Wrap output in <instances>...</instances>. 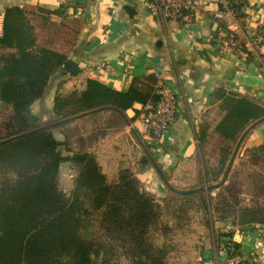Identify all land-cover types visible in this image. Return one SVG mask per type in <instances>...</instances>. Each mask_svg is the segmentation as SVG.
Segmentation results:
<instances>
[{
  "label": "trees",
  "instance_id": "trees-1",
  "mask_svg": "<svg viewBox=\"0 0 264 264\" xmlns=\"http://www.w3.org/2000/svg\"><path fill=\"white\" fill-rule=\"evenodd\" d=\"M226 1L237 19L245 16L246 0ZM66 9H39L40 16H31L17 6L4 12L0 102L11 106L13 114L4 125L5 134L0 135V264H121L115 259L121 250L126 264H169L171 227L163 222L162 205L143 188L135 172L122 169L117 179L110 181L94 154L77 151L65 155L67 142L59 141L52 128L39 130L42 126L32 106L56 75H75L67 63L77 68L65 53L50 48L61 28L51 16L67 22L71 19L65 15ZM73 21L67 23H82ZM156 85V76L133 78L127 91H119L87 79L78 84L82 101L75 103L76 109L66 111L58 98L54 112L67 119L104 107L126 112L142 104L149 113L159 101ZM214 99L223 116L213 130L202 124L200 149L212 134L226 146L221 149L217 172L212 177L205 173L208 188L181 194L183 206L178 210L185 213L184 209L200 206L208 227L213 224L212 213L217 215L216 221L242 230L264 227V204L260 202L264 187L253 194L251 203L241 198L244 192L232 179L218 188L216 196L209 187L225 175L232 145L252 122L264 117V104L222 88L214 93ZM251 151L252 164H264V145ZM65 162L78 170L71 197L60 188V169ZM144 164L148 162L144 160ZM226 236L233 239L234 232ZM234 243L238 251L240 244Z\"/></svg>",
  "mask_w": 264,
  "mask_h": 264
},
{
  "label": "crops",
  "instance_id": "crops-1",
  "mask_svg": "<svg viewBox=\"0 0 264 264\" xmlns=\"http://www.w3.org/2000/svg\"><path fill=\"white\" fill-rule=\"evenodd\" d=\"M148 1L85 0L81 5L71 0H0V35L4 12L9 7L17 6L31 16H40L39 9L56 11L66 6L65 15L80 20L83 26L71 45H61L56 39L50 48L65 53L79 73L56 75L44 96L32 106L33 113L42 127L52 128L54 133L53 127H57L59 135H55L70 145V155L77 151L94 154L111 180L118 177L120 170L131 169L146 191L158 193L165 200L170 192H179L171 183L180 172L184 175L181 169L200 154L198 135L202 124H209L213 130L223 116L214 99L218 89L264 104V65L245 49L251 34L264 26V0H246L242 19L230 15L217 18L218 0H201L202 6L192 24L159 21L147 9ZM51 17L55 23L62 21L59 16ZM230 34L241 49L237 53L224 48L223 39ZM105 62L112 67L113 74L102 72ZM128 63L130 75L124 72ZM156 71H161V83L172 87L178 98L176 121L161 142L156 143L144 126L142 117L147 108L142 104H135L126 112L104 107L67 119L55 115V93L61 80L68 81V88L76 78L98 80L127 91L133 78L155 76ZM212 136L218 138L216 134ZM262 145L264 117L252 122L240 135L235 151L243 155L245 150ZM192 223L194 227L177 236L178 245L169 264H224L235 253L244 264L264 263V227L242 230L219 221L208 227L200 217ZM229 232H234L233 239L226 236ZM234 242L240 244L238 251Z\"/></svg>",
  "mask_w": 264,
  "mask_h": 264
},
{
  "label": "rangeland",
  "instance_id": "rangeland-1",
  "mask_svg": "<svg viewBox=\"0 0 264 264\" xmlns=\"http://www.w3.org/2000/svg\"><path fill=\"white\" fill-rule=\"evenodd\" d=\"M73 20L78 21L77 19ZM69 21L71 20H67V22ZM67 22L66 20H64L58 23L61 28L57 29L56 31V39H58L60 43H62L61 45H71L73 43V40H75V38L77 37L78 32L82 28H78L80 25H82V23L69 24ZM70 79H73L72 76ZM81 81L84 80L74 78L72 80V86L70 88H68V81L65 80H61L57 84V91L55 93L56 99L60 98V100H62L63 105H66V111L75 110V103H79L82 101V93H79L80 88H78V84ZM61 87L63 90H59ZM58 91H61L62 93L58 95ZM12 114L13 108L11 106H6L2 102H0V135L3 136L5 134L4 125L10 119V116ZM56 117L59 116L56 115ZM60 118L62 119V116H60ZM53 128L55 129L56 135H59L57 127ZM225 146L226 145L219 138L211 136L207 140L206 144L200 149V154L197 156L195 161H193L188 167H183L181 169L182 173H185V176L180 175V172L178 174V177L175 178V181L171 183L176 188V190L179 191L178 193L170 192V194H167V198L163 200L161 197H159L158 193L152 192L153 195L155 194L154 196L162 205L163 222L170 225L171 227V232L168 236L169 243L172 248V252L170 253V255L173 253L175 246L178 245L177 242L179 241V238H177V236L183 234V230H187L188 227H194V223H192V221H194L196 217H200L204 221L206 217L205 212L198 205L189 208V210L184 209V211H186L185 213L178 210L183 206V201L179 198V196L183 194V191H187L186 193H188L199 191L202 187H206V189L208 188V185H204L205 173L206 171H208L212 177L214 173L217 172L218 162L220 160V156L222 155L221 149ZM235 146L236 143L232 145V154L230 156L225 175H222L220 177L219 182L209 183V187L212 191L213 196H216L218 193V188L226 185L228 181L232 179L233 181H236L240 191L244 192V194L241 195V198L244 199L246 203H251V201L254 200L253 194L257 193L258 190H261V188L264 187V164L262 163L261 165H253L251 157L252 149L245 150L242 155L240 151H235L237 149L235 148ZM67 147L70 150L69 144L67 145ZM68 148H63V152L65 155H70L67 150ZM77 175L78 170L76 168H73L69 163H65L63 165L60 173V188L66 193L68 197L72 196ZM109 180L114 181L111 179ZM260 202L264 204V191L260 198ZM175 212H177L178 215L180 214V217L176 218L177 215L175 214ZM212 217L213 225L215 226V223L217 222V215L215 213H212ZM160 243H162V241H160ZM122 254V250L119 251V253L115 256V259L121 264H126L127 261L122 257Z\"/></svg>",
  "mask_w": 264,
  "mask_h": 264
},
{
  "label": "built area",
  "instance_id": "built-area-1",
  "mask_svg": "<svg viewBox=\"0 0 264 264\" xmlns=\"http://www.w3.org/2000/svg\"><path fill=\"white\" fill-rule=\"evenodd\" d=\"M215 5L218 7L217 18L221 19L228 15L232 17L236 16L234 10L231 9L226 0H218ZM201 6V0H150L146 2V7L151 15L159 21H181L185 24H192L195 21L197 11ZM223 40L225 42L224 48L234 53L241 50L234 35L230 34ZM245 49L258 57L264 65V26L259 27L251 34L245 43ZM101 70L106 75L114 73L112 67L106 62L102 63ZM124 72L127 75L131 74V63H128L124 67ZM154 73L159 81L156 85L159 101L153 111L143 114L142 122L157 143L158 141L161 142L165 133L176 121L178 98L172 87L161 83V71ZM224 264H244V262L242 257L235 254L229 256Z\"/></svg>",
  "mask_w": 264,
  "mask_h": 264
},
{
  "label": "water",
  "instance_id": "water-1",
  "mask_svg": "<svg viewBox=\"0 0 264 264\" xmlns=\"http://www.w3.org/2000/svg\"><path fill=\"white\" fill-rule=\"evenodd\" d=\"M72 1V3H75V4H81V5H84L85 4V0H71ZM67 67H68V69H70V71L72 72V73H74L75 75H78V73H79V70L77 69V68H72V66L69 64V63H67V65H66ZM47 127H41L39 130H43V129H46ZM10 140H13V139H10ZM9 141V140H8ZM4 142H7V140L6 141H4ZM3 143V142H2ZM1 144V143H0ZM264 264V263H263Z\"/></svg>",
  "mask_w": 264,
  "mask_h": 264
}]
</instances>
